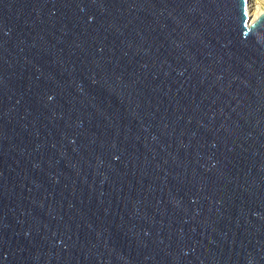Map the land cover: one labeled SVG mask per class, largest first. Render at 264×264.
<instances>
[{
  "label": "water",
  "instance_id": "obj_1",
  "mask_svg": "<svg viewBox=\"0 0 264 264\" xmlns=\"http://www.w3.org/2000/svg\"><path fill=\"white\" fill-rule=\"evenodd\" d=\"M253 0H0V264H264Z\"/></svg>",
  "mask_w": 264,
  "mask_h": 264
},
{
  "label": "rangeland",
  "instance_id": "obj_2",
  "mask_svg": "<svg viewBox=\"0 0 264 264\" xmlns=\"http://www.w3.org/2000/svg\"><path fill=\"white\" fill-rule=\"evenodd\" d=\"M250 13H256L258 11L264 12V0H253L247 7ZM251 16V15H250ZM252 18V16H251Z\"/></svg>",
  "mask_w": 264,
  "mask_h": 264
},
{
  "label": "bare ground",
  "instance_id": "obj_3",
  "mask_svg": "<svg viewBox=\"0 0 264 264\" xmlns=\"http://www.w3.org/2000/svg\"><path fill=\"white\" fill-rule=\"evenodd\" d=\"M247 11H248V15L252 16L251 21H255L262 14V12H260V11H258L256 13H252V14L250 13L249 10H247Z\"/></svg>",
  "mask_w": 264,
  "mask_h": 264
}]
</instances>
